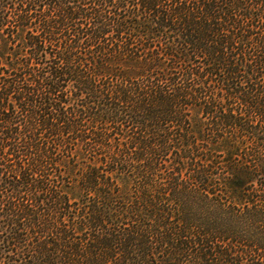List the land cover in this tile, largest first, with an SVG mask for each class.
I'll return each mask as SVG.
<instances>
[{"label": "trees", "instance_id": "trees-1", "mask_svg": "<svg viewBox=\"0 0 264 264\" xmlns=\"http://www.w3.org/2000/svg\"><path fill=\"white\" fill-rule=\"evenodd\" d=\"M0 264H264V0H0Z\"/></svg>", "mask_w": 264, "mask_h": 264}]
</instances>
